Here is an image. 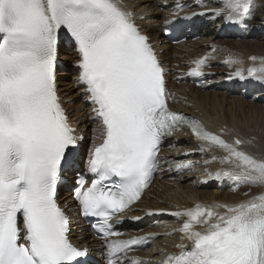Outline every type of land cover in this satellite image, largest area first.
Listing matches in <instances>:
<instances>
[{
    "label": "snow or ice",
    "instance_id": "1",
    "mask_svg": "<svg viewBox=\"0 0 264 264\" xmlns=\"http://www.w3.org/2000/svg\"><path fill=\"white\" fill-rule=\"evenodd\" d=\"M255 8L254 0H225L214 13L238 23ZM131 17L117 0H0V264H74L87 255L69 240L70 219L56 200L81 139L57 90L62 30L75 44L77 83L103 129L88 161L94 179L87 188L81 179L75 198L84 216L99 219L108 264H120L118 257L143 239H113L122 235L113 218L140 200L158 168L162 139L179 127L190 128L207 150H223L221 162L239 169L217 172V180L264 186V160L240 150L242 140L226 141L169 110L165 69ZM207 59L196 60L190 75H201ZM248 75L264 81V67ZM236 76L243 78L242 71ZM171 215L187 218L180 231L191 246L179 245L181 252L163 264H264V194Z\"/></svg>",
    "mask_w": 264,
    "mask_h": 264
},
{
    "label": "bare ground",
    "instance_id": "2",
    "mask_svg": "<svg viewBox=\"0 0 264 264\" xmlns=\"http://www.w3.org/2000/svg\"><path fill=\"white\" fill-rule=\"evenodd\" d=\"M121 1L126 9L134 15L141 29L148 35L166 68L171 108L174 111L201 119L210 130L225 135L229 142L239 138L244 142L239 146L240 150L251 154L258 160H264V81L248 75V70L251 67H264V42L257 39L259 34H264V0H254L256 8L253 10L252 18H246L239 22V27L242 29L239 35L223 32V26L228 20L224 15L215 16L214 10L223 8L225 0ZM182 6H186V11L179 13L177 10ZM147 8L150 12L153 8L156 11L165 9L164 11L169 16L150 22L141 20L137 14ZM178 15H187L189 19V27L186 31L188 38L198 33L203 35L205 40L186 43L187 45H181L182 48L171 46L168 49V54H164V48L160 46L161 44L165 45L167 39L160 28L165 27L174 16ZM180 48L182 50H179ZM72 50L68 49V53L65 52V54L73 55L75 53L74 58L79 57L77 51L73 48ZM217 54L224 62L211 67L210 64L216 61L214 55ZM183 56L187 57L188 61ZM202 57H208V59L201 70L203 74L201 83L199 85L189 81L178 83L179 77L183 75L178 72H191V69L195 67L194 62ZM252 57L256 59L252 60ZM172 63H177L178 66L171 69ZM70 70L71 67L66 66L62 72L65 71V74ZM238 70L242 71L243 78L236 76ZM217 72L223 73L217 74ZM74 73L75 85H79L77 81L80 70ZM257 75L259 76L261 73L258 72ZM79 93H82V89L78 92V96ZM251 93L255 95L250 96ZM83 100L82 105L86 104L89 109L94 107L88 96H85ZM64 105L67 107L65 103ZM73 108L74 106L70 105L68 111L74 121L78 113H75ZM85 119L86 114L83 115L82 120ZM99 123L98 120L95 125H86L88 133L85 134L87 138L92 135L90 138L92 141L103 130L102 127L95 128ZM201 147L200 142L185 129H177L175 133L167 136L160 153L159 173L161 179L154 181V189L145 195L135 208L133 215H143L146 208L179 211L194 208L196 204L209 207L237 205L264 194V186L249 184H242L240 188L223 186V181H233L223 176L217 180L216 173L239 171V169H236L234 165L221 162V158L226 155L223 150L212 148L209 151L205 148L204 151H201ZM195 173L196 176L192 178ZM215 186V190L222 192L221 195H214L215 192L212 193L209 190ZM71 202V200H63V203L69 205L71 217L76 222ZM217 211L223 213L226 209L218 208ZM184 220V217L159 216L150 221L143 230L131 231L129 237L132 239L143 238L139 243L142 250L121 258L120 264H159L163 257L179 252L180 247L178 246L185 244V240L180 234ZM86 235L87 233L84 231L81 233L74 231L72 233L73 241L88 242L93 253L103 254V243L83 237Z\"/></svg>",
    "mask_w": 264,
    "mask_h": 264
},
{
    "label": "rangeland",
    "instance_id": "3",
    "mask_svg": "<svg viewBox=\"0 0 264 264\" xmlns=\"http://www.w3.org/2000/svg\"><path fill=\"white\" fill-rule=\"evenodd\" d=\"M160 1H162V0H160ZM140 2V1H139ZM138 3V2H137ZM165 9H160V10H155L154 8H153V10L151 11V14H150V12H147V13H145L146 15H144L143 17L145 18V17H147L146 18V21H148V22H150V21H154V20H156V19H159V18H162L163 19V17L165 18V17H167L168 16V14L164 11ZM160 13L161 15L159 16V14H157V13ZM164 12V13H163ZM150 15H149V14ZM148 14V15H147ZM162 16V17H161ZM160 22H161V20H160ZM156 25V24H155ZM246 32H248V30H246ZM253 34V33H252ZM259 41H262V42H264V34H259V36H258V38H257ZM194 42V41H193ZM197 42V40L195 41V43ZM161 48H163L162 47V45L160 46ZM175 47H181L182 48V46L181 45H175ZM179 49V50H182V49ZM215 52V51H214ZM65 55H68V54H65V52H62V50L60 51V58H66L65 57ZM220 55L219 54H217V55H214V58L216 59V61H214V62H212L211 63V66H214V65H217L218 63H223L224 61H222V60H220ZM71 58V60H72V56L70 57ZM185 59V58H184ZM186 60V59H185ZM67 62H69L68 60H67ZM174 65H175V63H173ZM61 70V69H60ZM59 70V73H58V77H59V83H61V87L63 88V97H64V99H66V103H68L69 105H72V106H74V108L73 109H75V113H78V117H77V122H78V125L79 126H82L83 125V122H85V120H82L83 119V115L85 114V113H87V119L88 120H90V123L91 124H93L94 122V120H93V118L91 117V113H89L88 111H89V109H88V107H87V105L86 104H83L82 105V102H84V97H85V94H83V93H79V96L77 95L78 94V92L80 91V87L78 86V85H75V79L73 78L74 77V72H72V71H69V72H66L65 74L62 72V71H60ZM220 73H222V72H217V74H220ZM70 83V84H69ZM66 85H70V86H66ZM73 86H74V89H72L71 90V88H73ZM73 90H75V92H77V93H75V92H72ZM69 101V102H68ZM76 118V117H75ZM91 118H92V120H91ZM75 122V121H74ZM93 122V123H92ZM75 124H76V122H75ZM76 126H77V124H76ZM95 128H99L98 127V125L97 126H95ZM92 136V135H91ZM90 136V137H91ZM101 139H102V134H99L98 135V138L97 139H95V140H93L92 142H91V140L89 139L88 140V143L86 144V147H85V149L86 150H88L89 148H91L92 146H94V145H96V144H98V143H100L101 142ZM196 172V171H195ZM186 175H189V174H186ZM196 176V173L193 175V177L192 178H194ZM192 180V179H191ZM157 187V186H156ZM157 188H162V187H160V186H158ZM215 188H216V186L214 187V188H211V189H209L212 193L213 192H215V194L214 195H221L222 194V192H219L218 190H215ZM228 188H232V186L231 187H228ZM227 193V192H226Z\"/></svg>",
    "mask_w": 264,
    "mask_h": 264
}]
</instances>
